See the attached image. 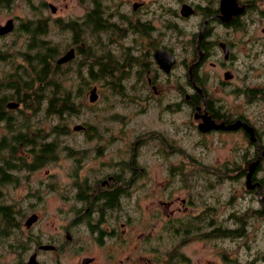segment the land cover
I'll use <instances>...</instances> for the list:
<instances>
[{
  "label": "flooded vegetation",
  "instance_id": "af4514ba",
  "mask_svg": "<svg viewBox=\"0 0 264 264\" xmlns=\"http://www.w3.org/2000/svg\"><path fill=\"white\" fill-rule=\"evenodd\" d=\"M178 1L180 5L178 11L175 12L178 17L184 19L192 16L199 17L197 27L193 30L189 40L191 58L189 60H186L185 57L180 58L186 68V84L192 89V92L184 93L183 101L191 107L190 110L199 132L218 131L231 135L241 133L251 145L255 146L258 154L255 159L247 162V170L240 176H245L246 185L249 167L257 160L250 175V181L255 185L249 189H256L260 199L261 196L264 197L261 193L264 185L255 175V169L258 167L261 157L264 156V144L257 127L247 118L246 114L231 111L222 98H214L207 92L205 88L207 79L205 76H200L198 71L199 67L210 56L215 55L216 60H211L210 63L212 66L221 69L219 84L224 86L236 77L231 59L234 54V47L238 42L213 35V24L218 23L231 27L232 30H244L248 22L264 20V0ZM126 3L129 5L127 11L121 12L112 7V10H108L107 16L104 15L106 20L102 21L103 25L108 24L106 30L96 28V31H91L96 46L99 43L97 35L100 32H108L111 43H121L120 39L127 38L129 43L128 41L124 43L119 51L121 60L115 57L110 48L99 54L96 49H89L88 45L85 47L86 42L83 33L87 32L88 28L82 31V26L88 25L84 22L88 19L89 11H96L102 4L101 0H90V6L85 10V13L79 16L81 18L63 19L58 16L55 19V21H59L60 27L68 30L70 28H66V25L70 24V21L75 22L77 28L80 27L78 31H71L72 46H69L58 56H56L57 52L55 51L53 60L55 59V63L61 66L69 64L75 59L78 60V68L86 65L87 76H80L77 80L80 83L91 85L85 91L88 92L90 103L97 101V98L91 101L89 93L93 87H96L97 91L98 74L96 70L99 67L100 59L103 58L102 62L105 63L111 62L109 58H104L106 56L112 58V62H114L112 65L115 68L113 74L118 79L124 76L123 73L130 74L132 68H134L133 74L136 75V78H143L141 69L144 67L148 56L152 58L156 69L164 74L170 73L178 62L177 54L174 53L172 47L157 43V35L151 36L150 31L155 28V25L148 21L145 16L139 15L141 13L139 9L146 5L147 0H126ZM44 5H49L51 12L56 11L55 4L44 1ZM114 10L115 12H113ZM114 13L119 15L120 19L117 18L116 20L120 21L121 24L114 20L112 16ZM9 18L12 21L14 19ZM93 23L97 27L98 20L94 14H92L91 19V24L93 25ZM13 28L14 22L9 31L0 33V37L7 35ZM260 28L264 35V25ZM175 32L177 33V29ZM246 38L245 43L264 45V38L262 37H256L254 40L246 35ZM69 49L73 50V55L66 61L58 63V58ZM156 49H164L172 56L173 61L168 70L162 68L158 63L154 55ZM107 52H110V55H107ZM78 54H82V57L78 58ZM4 57H6V53L0 52V58ZM89 69H92V77L89 76ZM54 80L61 79L54 78ZM157 83V77L146 76V85H150L154 91L158 90L156 89ZM258 89V85H245L230 90L232 94H244L245 97L253 99V97L262 96ZM2 96L3 94H0V102L2 103L0 106L4 104V109L0 110V114L6 112L8 115L16 117L15 113L17 112L23 115L32 113L31 109L23 107L24 103L17 98L16 93L9 94L8 101H6L8 98L4 97V102L1 100ZM145 97L150 98L151 95H145ZM40 105L41 103L38 106L39 109ZM39 109H34L33 112H40ZM42 111L47 112V110ZM62 113L64 115L65 111ZM60 117L62 116L60 115ZM245 125L251 127L254 139L251 138ZM3 127L4 122L1 119L0 129L2 130ZM42 127H45L44 124L39 126L28 123L22 129L21 140L15 144V151L11 154L12 160L16 164L13 168L4 170L6 163L2 160L9 158V152L7 149L1 150L0 153L3 157L0 158V186L8 183L15 185L17 182L20 184L19 172H22L21 178L28 177L31 172L54 160L51 158L52 151L49 149L51 145L54 147L56 139H48L50 132L55 138L57 131H59V135L63 136L77 133L82 136L83 140L84 138L88 140H84L83 143L89 145H77L76 152L77 154L82 153V155H75L73 159L71 158L72 163H74L73 169L69 173L61 175L58 182L59 187L47 179L53 175L51 172L46 174L45 180H39V183L43 184L36 185L34 189L29 187L26 193L30 197L33 196L35 200L27 206L19 205L17 202L20 200L4 202L0 187V264L190 263L189 256L184 254L181 248L188 241V236L193 234V228L197 227H194L190 222L193 214L187 209L183 212L180 210L188 208L189 205L205 204L208 207V204L201 203V200L199 202L193 200L194 188L191 191L189 189L190 184L187 182L190 173H149L146 168L147 164H156L160 167L162 160L147 162L144 158L135 156V153L127 158L112 159L108 156L105 157L107 144L99 140L100 136L96 131H92L94 128L92 124L76 123L71 128L67 124H55L53 126L48 125L46 130ZM8 135V130L4 127V130L0 131V139L3 136L8 138ZM140 139L141 137L136 140ZM93 143H95L94 149L96 151L90 154L87 152V148L91 147ZM10 145L13 143L10 142ZM18 157H20V162ZM88 160L91 161L87 163ZM192 160L193 163L195 160L197 161L194 158ZM233 161L238 162L236 158ZM226 163V160L221 163L224 168L223 171L226 170ZM18 164L20 165L18 166ZM169 164L171 165L173 162L169 161ZM173 168L170 166L169 169L173 170ZM163 179L173 181L171 186L167 185L168 188L165 186L167 189L166 198L161 196L151 198V202L144 201L141 203L139 198L133 194L139 190L141 195L145 193L144 197L148 195L155 197L160 190H157L158 186L155 184L153 186L152 181H162ZM159 185L162 186L161 183ZM214 185L215 183L212 186ZM246 188L248 187L246 186ZM178 189L187 192L186 196L180 197V203L183 207L178 206L179 197L175 194ZM195 195H199L196 190ZM48 197L51 201L54 200L55 204H43ZM132 200L133 202L138 201L135 210H132L130 206ZM162 206H167L168 211L165 214ZM210 223L208 230L214 225L221 226L219 222L212 220ZM140 225L144 226L145 229ZM138 228L139 231H137ZM208 233L211 232L208 231ZM163 245L167 246L164 252L165 257L162 254ZM223 255L220 253V256ZM171 256H173L172 259H169Z\"/></svg>",
  "mask_w": 264,
  "mask_h": 264
},
{
  "label": "rangeland",
  "instance_id": "374dc122",
  "mask_svg": "<svg viewBox=\"0 0 264 264\" xmlns=\"http://www.w3.org/2000/svg\"><path fill=\"white\" fill-rule=\"evenodd\" d=\"M44 1L55 4L56 11L51 12L49 5H44ZM101 3L106 13L108 10H112V7L121 12L127 11L129 7L126 0H101ZM179 5L178 0H147L146 5L139 9L141 11L139 15L145 16L155 25V28L150 31L151 36L157 35V43L172 47L174 53L177 54L178 62L170 73L159 72L152 58L148 56L141 69L143 78H136V75L133 74L134 68L130 74L123 73L124 78L119 81H112V77L99 78L97 80V101L90 103L88 92H85V95L82 94L81 98L77 99L80 100L77 112H65L62 117L43 112L46 105V99H43L40 112L25 114L27 118L24 119V123L25 125L30 123L39 126L44 124L45 127H42L44 130L48 125L55 124H67L70 128L76 123L92 124L95 128L92 131H96L100 136L99 140L107 144L105 157L127 158L135 153V156L144 158L147 162L162 160L160 167L156 164H147L146 168L149 173L177 172L180 174L185 172L186 174L205 175V178L199 179L211 178L215 185L203 193L206 196L203 198L207 201L208 207L205 204L189 205L188 208L180 210L181 212L189 210L193 214L190 222L194 227H197L193 228V234L188 236V241L181 248L182 252L189 256L190 263L188 264H264V218L255 219L256 216L249 215L251 213L255 215L256 210L262 209L263 206L257 193L246 188L245 176H240L241 173L246 172L248 163L255 159L258 151L241 133L231 135L218 131L199 132L190 110L191 107L183 101L184 93L192 92V89L186 84V68L180 60L184 57L186 60L191 58L189 40L193 30L197 27L199 17L192 16L185 19L178 17L175 12L178 11ZM88 6H90V0H0V23L3 24L9 17L14 18L13 30L0 37V52L6 53V57L0 58V84H7L10 80H14L15 75L19 73L18 68L23 66L27 70L29 62L25 58L28 53H34L29 46V33L19 26L22 21L36 20L38 17L44 18L48 26L41 38L56 47V56H58L69 46H72L73 41L71 31L60 27L55 19L58 16L63 19L77 18L85 13ZM112 16L114 20L120 19L117 13ZM116 21L121 24L120 21ZM262 25H264V20H257L248 22L244 30H232L231 27L214 23L213 35L238 42L234 47L231 59L236 77L224 86L219 84L221 69L210 63L211 60H216L215 55L210 56L199 67L198 72L200 76H205L207 79L205 81L207 92L214 98H222L231 111L246 114L247 118L257 127L264 144V45L245 43L246 35L254 40L256 37L264 38L260 28ZM175 29H177V33ZM97 36L98 46L93 42L94 35L91 36V33L87 32L86 37H83L86 40L85 47L88 45L89 49L94 48L99 54L110 48L115 57L121 60L119 51L128 41L127 38L120 39L121 43H111L108 32H100ZM149 50L151 52V49ZM77 57L81 58L82 54H78ZM52 63H55V59ZM26 64H28L27 67ZM77 64L78 60L75 59L69 64L58 67L59 75L57 73L54 77L60 78L62 86L69 88L72 92H75L78 87L79 80L77 78L87 76L86 65L78 68ZM23 67L21 69H24ZM147 75L158 78L157 91H154L150 85H146ZM245 85H258L262 96L249 99L244 94L231 93V88L244 87ZM10 90L9 87L2 88L0 94L5 93L4 97L8 98L9 94L14 93L13 90L12 92ZM47 90L48 87L44 91ZM145 95H151V97L147 98ZM8 100L9 98L6 99V101ZM15 115L20 122L22 113L17 112ZM2 130L0 129V131ZM55 136L56 138L50 132L48 137L49 140L56 139L54 160L31 172L28 177L21 178L22 172H19V182L21 183L17 182L15 184L17 186L9 183L0 186L4 202L20 200L17 202L19 205L27 206L35 198L30 197L26 190L29 187L34 189L36 185L43 184L39 183V180H45L46 174L49 172L53 175L47 179L59 187L58 182L61 175L67 174L73 169L74 163L71 158L73 159L75 155H82V153L77 154V149H75L77 145H89L83 143L86 139L83 140L82 136L77 133L65 136L55 134ZM139 137L141 139L136 140ZM94 145L95 143L87 148L88 153L92 154L93 151H96ZM85 155L90 156L89 154ZM193 158L197 159L194 163L192 162ZM235 158L238 162L233 161ZM225 160L227 161L226 170L223 171L221 163ZM90 161L88 160L87 163ZM169 161H172L173 164L170 165ZM170 166L174 167L173 170L169 169ZM255 171V175L264 185V156L261 157ZM215 175L220 179L216 180ZM152 183L153 186L154 184L158 186L157 190H160L156 193L157 196L144 197L145 193L141 195L139 190L133 193L141 203L151 202V198L161 196L166 198L167 189L165 186L168 188L167 185L171 186L173 181L163 179L162 181H152ZM160 183L162 186L159 185ZM261 193L264 195V186ZM175 194L179 197L178 206H182L180 197L186 196L187 192L178 189ZM193 198L196 202L200 201L199 196L195 195V189ZM137 202L131 201L132 210L137 209ZM43 204L52 205L55 204V201H51L48 197ZM162 208L165 214L168 211L167 206H162ZM244 210L246 212L243 214ZM232 212L236 213L239 221H235L234 216H231ZM178 214L181 215V213ZM210 216L213 220L221 222L223 225L228 224L230 227L244 222L243 228H245L247 236L245 238L211 236L208 233L211 224ZM225 216L226 220H224ZM140 227L145 229L142 225ZM139 230L138 228L137 231ZM166 248L167 246L163 245L162 254L164 257ZM220 253L224 255L220 256ZM256 254H258L257 257H255Z\"/></svg>",
  "mask_w": 264,
  "mask_h": 264
},
{
  "label": "trees",
  "instance_id": "16d2710c",
  "mask_svg": "<svg viewBox=\"0 0 264 264\" xmlns=\"http://www.w3.org/2000/svg\"><path fill=\"white\" fill-rule=\"evenodd\" d=\"M92 14L95 15V18L98 20L97 27L93 23L91 24V19H92ZM106 10L102 7V5H99L97 10L89 11L88 14V19L84 23H88V25L82 26V31H85L86 28L87 32L91 33V31H96V28L99 30H106L108 28V24L106 23L103 25L102 20H106L104 17L106 15ZM56 23L58 25L59 21L56 20ZM70 24H67L66 28H70V31L74 32V30L78 31L80 27L77 28L76 23L70 21ZM21 29L29 33V40H30V48L33 49L34 53L32 54H27V57L25 60L29 62L26 64V67L28 66V69L26 70L23 66L24 69H21L22 67L18 68L17 71L20 73H17L14 77V80L9 81L7 84H0V91H2V88L9 87L11 89L10 91L17 94V98L20 101H23L24 103V108L31 109L33 110H38V106L41 103L43 99H47V104L45 107V110H47L46 113L53 115L56 114L60 117L63 116V111L68 112V113H76L78 108V103H80L77 99L81 98L80 96L85 93L86 89H88L91 85L87 83H78V87L76 88L75 92H72L69 88L62 86V82L60 80L55 81L54 77H56V74L58 73V67L61 65L57 63H52L53 60V55L55 54V46L53 44H48L44 39L41 38V35L45 34L46 26H48L47 22L45 19L38 17L36 20L34 19H28L24 20L20 23L19 25ZM87 32L83 33V37H86ZM74 36H76L73 33ZM92 36V35H91ZM86 42V40H85ZM108 53V52H107ZM110 55V52L107 54ZM102 58V57H101ZM104 58H109L111 60L110 63H105L102 62V59H100L99 62V67L97 68L96 72L98 74V79H105L108 77H112V81H119L120 79H123L124 76H121L120 79L116 78L113 74V69L114 66L112 65L114 62H112V58L110 59V56H106ZM92 69H89V76L92 77ZM25 77H22V76ZM59 75V73H58ZM10 79V77H9ZM113 85V84H112ZM5 86V87H4ZM115 86V85H113ZM48 87L47 91L46 88ZM117 87V86H116ZM1 93V92H0ZM3 96L1 97V100L4 102V94L2 93ZM44 97H43V96ZM1 103V102H0ZM2 104V103H1ZM4 109V104L3 106H0V110ZM27 116L22 114V120L20 122L16 120V117L8 115L6 112H3L0 114V120L4 122V127L8 130L9 137L6 138V136H3L0 139V152L7 151L9 152V158L2 160L6 165L4 166V170L8 168H13L16 164L13 162V157L11 154L12 152L15 151V144H18L19 141L21 140V134H22V128L25 126L24 119H26ZM24 123V124H22ZM27 125V123H26ZM58 125V124H57ZM57 134H59V131H57ZM8 139V141H6ZM10 142L13 143V145H10ZM55 148L51 145L49 151L51 152V158H55L56 152L54 151ZM3 157V155L0 153V158ZM18 161L20 162V157H18ZM13 164V165H12ZM20 164H18L19 166ZM202 173H204V170H202ZM181 174H186L185 172ZM193 176V177H191ZM216 176V175H215ZM199 178H205L204 174H195L190 173V176L187 178V182L190 184L189 189L192 191L194 188L195 190L198 191L200 202L201 203H206L205 199L203 197H206L203 195L205 190H208L209 188L212 187L214 182L211 181V178H206V179H199ZM219 177L216 176L215 179H218ZM202 181V182H200ZM200 189V190H199ZM250 191H255L256 189H250ZM262 208V207H261ZM257 213H251L249 214L251 217L256 216L255 219H262L264 218V209H258L256 210ZM246 210H244L242 213L244 214ZM242 214V215H243ZM231 216H234L235 221H239L236 216V213L232 212ZM210 220L217 222L213 220L212 216H210ZM226 220V216L224 218ZM254 220V219H253ZM221 226L219 225H214L210 228V235L215 237H220V236H228L230 238H245L247 236L245 228H243L244 222L238 223L239 225L235 227H230L228 224L223 225L221 222H219ZM248 227V226H247ZM246 227V229H248ZM258 254H256L255 257H257Z\"/></svg>",
  "mask_w": 264,
  "mask_h": 264
},
{
  "label": "water",
  "instance_id": "95a60500",
  "mask_svg": "<svg viewBox=\"0 0 264 264\" xmlns=\"http://www.w3.org/2000/svg\"><path fill=\"white\" fill-rule=\"evenodd\" d=\"M13 26V21L12 19H7L3 24H0V33H4V32H7L9 31ZM73 55V50L72 49H69L67 50L60 58H58L57 62L58 63H61V62H64L66 61L67 59H69L71 56ZM154 55L158 61V63L160 64V66L162 68H164L165 70H168L169 69V65L172 63L173 61V58L172 56L167 53V51H165L164 49H156L155 52H154ZM97 98V91H96V87H93L91 90H90V93H89V99L91 101L95 100ZM13 104V103H11ZM10 104V105H11ZM246 126V125H245ZM246 129L249 131L250 135H251V138L254 139V136H253V131L251 129V127L249 126H246ZM256 162L257 160H255L249 167V171L247 173V179H246V186L248 188L252 187L255 185V183H251L250 181V175H251V172L254 168V166L256 165ZM258 183V182H256ZM260 184V183H258ZM261 201H262V204H263V208H264V197L261 196L260 197Z\"/></svg>",
  "mask_w": 264,
  "mask_h": 264
}]
</instances>
